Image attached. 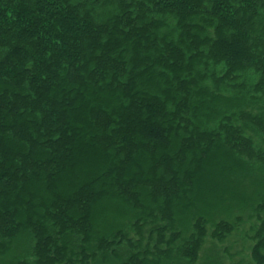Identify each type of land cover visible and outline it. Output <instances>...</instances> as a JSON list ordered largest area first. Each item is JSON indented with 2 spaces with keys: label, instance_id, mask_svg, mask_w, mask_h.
Returning <instances> with one entry per match:
<instances>
[{
  "label": "trees",
  "instance_id": "trees-1",
  "mask_svg": "<svg viewBox=\"0 0 264 264\" xmlns=\"http://www.w3.org/2000/svg\"><path fill=\"white\" fill-rule=\"evenodd\" d=\"M0 264H264V0H0Z\"/></svg>",
  "mask_w": 264,
  "mask_h": 264
}]
</instances>
